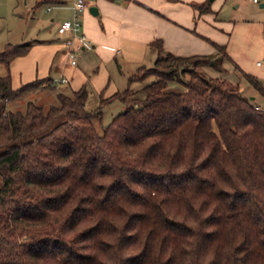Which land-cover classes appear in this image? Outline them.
I'll use <instances>...</instances> for the list:
<instances>
[{"label":"trees","instance_id":"1","mask_svg":"<svg viewBox=\"0 0 264 264\" xmlns=\"http://www.w3.org/2000/svg\"><path fill=\"white\" fill-rule=\"evenodd\" d=\"M149 47L152 67L128 81L152 80L101 99L128 104L101 134L84 87L8 109L51 79L13 89L8 66L30 44L0 53V264H264V105L204 70L222 71L223 46Z\"/></svg>","mask_w":264,"mask_h":264},{"label":"rangeland","instance_id":"2","mask_svg":"<svg viewBox=\"0 0 264 264\" xmlns=\"http://www.w3.org/2000/svg\"><path fill=\"white\" fill-rule=\"evenodd\" d=\"M61 1L66 3L68 2L69 4L70 1L74 0ZM85 1L88 5V3H90L92 0ZM170 1L179 2L172 0ZM203 1L205 0H182L180 4L186 5L189 8L192 7V13L193 11H196L195 17L193 18H195V22L200 21L201 24L198 25H200V28L203 31L207 29L208 32V30L212 28L211 25L205 23V21L209 19L208 21L215 28L210 29L211 31L214 29L213 33H216L217 35L213 37L215 40L226 41L229 37L228 32H231L232 30V27L229 26H231L230 24L235 21L243 23L242 20H244V24L248 23V25H251L257 24V21L261 20V26H252L251 29L254 30V32L251 30V33H254L255 36L252 39L246 41L244 48L242 49V55L251 64L255 65L256 63L257 65L262 66L260 68H264V45L262 42H260V37H264V7L260 8V3L254 4L252 2H248L247 0H208L207 5L209 6V11L200 14L197 8L193 10V6L200 5ZM55 5L56 4H53L51 0L49 2H44L43 0H0V53L4 50L7 44H30L38 45L39 47L43 46V51L39 52L38 50L36 53L34 52L33 55L35 56L36 54V58L38 60L37 63H40L37 64V69L41 71L42 65L40 57L45 55L47 46L50 47L52 44L57 42V23L62 22V19H70L72 14L70 9H58ZM47 8H50L51 10L47 11ZM85 11H87V8ZM83 14L81 19L82 25ZM51 18L54 19V24L50 22ZM58 18L61 20H58ZM203 34H205V32H203ZM259 42L261 43L262 47L258 50L260 47ZM29 51L30 50H28L27 53ZM86 52L91 53L90 48H87ZM26 54L13 58L8 66L11 87L13 89L21 87L26 82V80L30 78L32 71H34L36 68V65L32 67L30 62H28L32 60V57L27 59L26 56L29 53L27 55ZM80 54H82V52H77L75 54L79 63H90V60H92L90 64L93 66L94 62L97 61L96 57L98 56L95 53L92 54L90 58H85L83 55L80 57ZM200 55L205 56V54ZM208 57L222 58L221 53H218L216 56H214V54L208 55ZM154 58L155 51L149 48L145 51L143 59L139 61V63H129V66L124 64L121 69L119 67L121 64L119 57L116 59L111 57V60L107 62L108 64H104V67L107 70L105 79H103L101 76V67L98 73H88V76H94L95 81L99 83L102 82L100 85H98L101 86L98 92L94 87L95 85L91 83L92 79L85 76L86 80L83 81L84 86H82L87 90L88 93L87 99L85 101V110L88 112H96L97 110L100 111V117L93 119L94 127L98 133L101 134L103 128L110 123L111 119L118 113L126 110L128 107L127 103L118 99L104 104L100 103L101 99H108L109 96H106L107 94L122 93L127 89L130 91H136L150 82L152 80L150 77L142 81L135 80L131 82L128 81V77L135 73L136 67L139 65H142L147 69L151 68ZM222 66V71H217L211 67H205L204 70L212 77H221L237 85L242 94L246 95L247 97H255V103L264 105L263 98L257 92H255L248 81L233 68L234 65H232L231 62L225 61ZM132 68L133 71H131ZM5 72L6 69L0 65V74H4ZM62 74L55 75L54 78L57 79L59 76L66 78L70 82L69 84L56 83L54 86H51L48 83H44L40 85L39 88L26 93L23 97L8 103V109L12 111L23 112L26 109L28 102H32L36 105H42L44 108L56 106L58 104L56 99V93L58 92L57 90L62 88L63 90L65 89L66 93H71L73 86L77 83L76 79L71 80V77L68 73ZM168 88L175 91L182 90L181 85L175 82L169 83Z\"/></svg>","mask_w":264,"mask_h":264},{"label":"crops","instance_id":"3","mask_svg":"<svg viewBox=\"0 0 264 264\" xmlns=\"http://www.w3.org/2000/svg\"><path fill=\"white\" fill-rule=\"evenodd\" d=\"M43 1L49 2L50 0ZM181 1L182 0H179V2H171L170 0H92L90 2L91 4L88 3V7H86L87 11H85V8L83 11L84 14L82 13L83 25L81 33L84 34L87 39V47L80 46L78 39L70 33L58 34L56 29L57 42L50 47L47 46L45 55L40 57L42 65L41 71L37 69V64L40 63H37L36 54L35 56L33 55L34 52L36 53L38 50L39 52L43 51L44 47L30 45V51L28 52L29 54L27 53L28 55L26 54V58L32 57V60H26L30 62L32 67L36 65V68L32 71L30 78L26 80L24 84L44 78L54 80L56 79L54 78L55 75L68 73L71 80L76 79L77 81L72 91H76L84 86L83 81L86 80L85 76H87L92 79V81H90L95 85L94 87L98 92L101 88V86L98 85L102 82L99 83L95 81L94 76H88V73H98L101 67V76L105 79L107 70L104 64H108L107 62L111 60V57L115 59L119 57V61L121 62L119 67L121 69L124 64L129 66V63H139V61L143 59L145 51L150 48L149 44L154 40H161L163 49L166 52L179 56L200 54H205V56L214 54V56H216L219 53L216 46H223L225 54L229 57V60H224V62H231L235 70V66H238L243 72L257 77L264 83V68H260L262 66L256 63L255 65L251 64L242 55V49L246 41L255 36L254 33H251L252 31L254 32V30L251 29L252 26H261V20H258L257 24L251 25H248V23L244 24V20H242L243 23L235 21L229 26L232 27V30L228 32L229 37L226 41L215 40L213 38L217 36L216 33H213L215 28L208 21L209 19H207L205 23L211 25L214 29L211 31L210 29L212 28H210L207 32V29L202 27L205 29L203 31L200 25H198L201 24L200 21L195 22V18H193L195 17L196 11L192 13V7H190V9L188 6L180 4ZM51 2L56 4L55 6L58 9L67 8L72 11L74 1H70L69 4L61 0H51ZM205 3L207 4L208 0L203 1L201 4ZM90 7H95L97 14H92L89 11ZM194 9L195 7L193 6V10ZM50 10L49 8L47 11ZM58 20L61 19L58 18ZM61 21L63 22L65 20L62 19ZM50 22L54 24V19L51 18ZM60 23H57V26ZM203 32H205V34H203ZM260 42L264 45V37H260ZM78 45L80 48L75 50V54L77 52H82L80 57L83 55L85 58H90L92 54L95 53L98 56L96 60L99 62L96 61L94 65L91 66L92 64L90 63L92 60L89 59L91 61L90 63L82 64L81 62L79 63L76 58V65H70L67 57V50L69 47L75 49ZM261 47L262 45L260 43L258 50L261 49ZM87 48H90L91 53L86 52ZM141 66L142 65L137 66L135 73L131 74V76L137 74V70ZM131 71H133V68ZM236 71L238 72V70ZM60 77L61 76L58 78ZM67 83L69 84L70 82L67 80V82L63 84ZM57 91L66 93L65 89L63 90L62 88H59ZM111 95L112 93L106 96Z\"/></svg>","mask_w":264,"mask_h":264},{"label":"built area","instance_id":"4","mask_svg":"<svg viewBox=\"0 0 264 264\" xmlns=\"http://www.w3.org/2000/svg\"><path fill=\"white\" fill-rule=\"evenodd\" d=\"M252 3H264V0H248ZM87 7V3L85 0H74L72 5V16L69 20H65L61 22L57 26V33L64 34L70 33L72 36L78 39L79 45L82 47H87V39L85 38L84 34L81 33L82 23V13L84 9ZM49 10V8H47ZM79 45L74 49L73 47H69L67 50V57L69 64L74 66L76 65V55L75 50L80 48ZM67 82L66 78H58L51 80L49 85L54 86L56 83L61 84Z\"/></svg>","mask_w":264,"mask_h":264},{"label":"water","instance_id":"5","mask_svg":"<svg viewBox=\"0 0 264 264\" xmlns=\"http://www.w3.org/2000/svg\"><path fill=\"white\" fill-rule=\"evenodd\" d=\"M264 6V3H262V4H260V7H263ZM89 11L92 13V14H97V11H96V8L95 7H90L89 8ZM251 99L253 98V97H250Z\"/></svg>","mask_w":264,"mask_h":264}]
</instances>
